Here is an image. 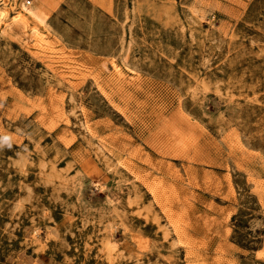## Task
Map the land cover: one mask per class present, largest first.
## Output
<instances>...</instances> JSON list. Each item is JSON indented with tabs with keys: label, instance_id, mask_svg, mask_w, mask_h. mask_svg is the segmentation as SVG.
I'll return each mask as SVG.
<instances>
[{
	"label": "rangeland",
	"instance_id": "obj_1",
	"mask_svg": "<svg viewBox=\"0 0 264 264\" xmlns=\"http://www.w3.org/2000/svg\"><path fill=\"white\" fill-rule=\"evenodd\" d=\"M0 264H264V0H0Z\"/></svg>",
	"mask_w": 264,
	"mask_h": 264
},
{
	"label": "clouds",
	"instance_id": "obj_2",
	"mask_svg": "<svg viewBox=\"0 0 264 264\" xmlns=\"http://www.w3.org/2000/svg\"><path fill=\"white\" fill-rule=\"evenodd\" d=\"M8 142V137H4V143Z\"/></svg>",
	"mask_w": 264,
	"mask_h": 264
},
{
	"label": "bare ground",
	"instance_id": "obj_3",
	"mask_svg": "<svg viewBox=\"0 0 264 264\" xmlns=\"http://www.w3.org/2000/svg\"><path fill=\"white\" fill-rule=\"evenodd\" d=\"M3 14L1 13V16H2Z\"/></svg>",
	"mask_w": 264,
	"mask_h": 264
},
{
	"label": "built area",
	"instance_id": "obj_4",
	"mask_svg": "<svg viewBox=\"0 0 264 264\" xmlns=\"http://www.w3.org/2000/svg\"><path fill=\"white\" fill-rule=\"evenodd\" d=\"M28 4H29V2H28Z\"/></svg>",
	"mask_w": 264,
	"mask_h": 264
}]
</instances>
